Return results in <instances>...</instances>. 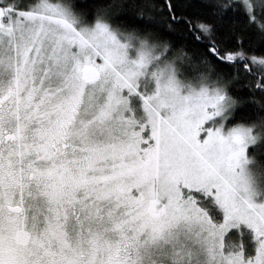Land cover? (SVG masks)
Here are the masks:
<instances>
[{"label": "snow or ice", "instance_id": "snow-or-ice-1", "mask_svg": "<svg viewBox=\"0 0 264 264\" xmlns=\"http://www.w3.org/2000/svg\"><path fill=\"white\" fill-rule=\"evenodd\" d=\"M0 264H264V0H0Z\"/></svg>", "mask_w": 264, "mask_h": 264}]
</instances>
